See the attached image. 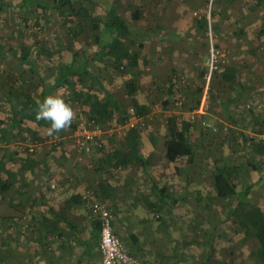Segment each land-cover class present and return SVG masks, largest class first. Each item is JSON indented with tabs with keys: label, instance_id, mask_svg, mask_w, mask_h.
Listing matches in <instances>:
<instances>
[{
	"label": "rangeland",
	"instance_id": "1",
	"mask_svg": "<svg viewBox=\"0 0 264 264\" xmlns=\"http://www.w3.org/2000/svg\"><path fill=\"white\" fill-rule=\"evenodd\" d=\"M41 1L47 3L50 0ZM97 1L103 5L113 3L137 31H142V48L132 45L133 50L142 56L138 68L115 76L102 59L96 61L95 67L104 86L128 109L130 118L123 125L112 122L109 126L99 127V130L90 132V137H86L83 129H90L89 126L93 124L87 116L88 106L69 103L74 112L70 127L49 135L48 124L42 128L45 136L42 143H34L30 138L26 141L18 138L8 147H17L23 156L34 148L36 158H41L49 151L51 144H58L56 150L51 152L47 169L50 176L48 189L54 190L51 201L57 198L53 193L59 192L57 178L63 168L68 169L75 163L82 173L81 177L92 183V190L84 193L89 211L92 200L104 203L113 214L114 234L123 247L148 264H202L206 257L207 241L212 235L211 255L207 264H263L256 253L258 244L255 239L245 235L241 225L232 216L226 215V210L235 203V199L211 200L208 192L212 194L209 172L212 159L220 157L229 162L240 161L239 189L243 183L255 182L250 203L259 205L264 211V153L255 150V143L261 137L257 128L264 126V44L260 41L264 35L256 37L257 28H264V4L254 6L255 0H219L217 3L216 0ZM3 2L6 6L0 11L2 44L18 48L19 43L30 46L38 40L54 45L55 41L66 36V25L59 17L58 10H43L36 5L25 7L24 0ZM129 5L141 8L144 17L132 20ZM200 16L207 18L205 29L196 25L195 20ZM68 37L73 40L75 49L80 47L83 39L88 38L85 33L79 35L78 39ZM212 49L218 50L217 62H213V67L210 66ZM54 50L59 51L57 48ZM90 52L89 55L94 53ZM61 53L55 54L50 61L42 54L31 56L33 72L28 71L25 77L34 84V90L31 94L25 92L27 99L31 97L36 100L41 85L52 82L55 74L52 64L61 58ZM232 64L237 66L241 81L249 88L238 98H233L235 92L229 84L223 83L219 87L212 85L216 81L212 80V71ZM21 69L23 65L12 61L8 55L0 57V83H7L12 75L17 77ZM125 79H133L138 85L137 100L150 104V111L145 117L133 116L124 87ZM200 85L199 107L190 110L194 90ZM69 89L61 87L55 92L65 95ZM93 89L102 96L98 85ZM168 89L171 94L167 92ZM2 92L0 119L3 120L9 108ZM227 97H231L233 102H226L223 107L221 103ZM165 99L170 100L167 108L160 104ZM185 103L189 105L183 107ZM209 111L215 117L207 114ZM171 114L192 121L188 138L195 155L191 163L188 155L173 163L163 156L162 142L167 136L165 123ZM201 114L206 115L207 119L199 118ZM252 119H257L256 125ZM26 123L30 127L35 125L30 119ZM133 127L140 130L139 153L142 159L120 168L95 171L102 157L96 147L100 144L104 145V150L115 147ZM240 131L248 138L244 146L236 143ZM149 133L156 138L154 145L149 142ZM112 136L114 142L108 140ZM261 139L264 142V138ZM149 145L153 148L152 153H148ZM241 158L247 160L248 164L244 165L246 163L241 162ZM6 169L15 172L16 179H9L13 183L11 188L0 195V264H42V252L33 246L30 233V198H26L27 194L30 197V169L19 159L8 162ZM3 176L6 177L5 174ZM149 177L163 182L169 192L160 208L157 206L161 200L150 187ZM99 179L115 187L111 196L115 206L96 194L94 183ZM148 201L152 203L151 208L147 206ZM114 208L118 210L117 216ZM70 217L76 218H72L71 225L75 226L73 229L77 233L72 236L71 229L62 232L66 234L63 237L64 246H59V237H52L49 241L48 248L51 247L58 254L54 263L95 264L101 255L92 239V224L79 221L74 214ZM129 233L137 236L138 244L129 245Z\"/></svg>",
	"mask_w": 264,
	"mask_h": 264
},
{
	"label": "trees",
	"instance_id": "2",
	"mask_svg": "<svg viewBox=\"0 0 264 264\" xmlns=\"http://www.w3.org/2000/svg\"><path fill=\"white\" fill-rule=\"evenodd\" d=\"M217 2H219V0H216V3ZM262 4H264V0H255L254 6L259 7ZM30 5H36L43 10H58L59 17H62V21L66 25V36H62V39H58V41L52 39L55 41L54 45L51 43L43 44L36 40L32 42L30 46L22 42L19 43L18 48H14L11 44L4 45L0 42V57L8 55L12 61L23 65V69L18 72L17 77L12 75L11 78L9 77V80H7V83H0V91H3V96L9 108L4 119H0V195L8 191L13 184L11 181L16 179V173L6 169V164L8 162L15 159L25 162L32 175L35 174V169H37L39 165L46 170L48 169V161L50 156H52L51 152L56 150L58 144H51L48 148L49 151L41 158H36L35 151H33L34 148L23 156L20 153V149H17V147L15 149L8 147L9 143L18 138L22 141H26L30 138L34 143H42L45 140V136L42 134V128L47 127L50 122L43 119L36 120L35 118L38 104L45 97L50 95L61 96L68 104L79 103L81 105H87V116L93 122V124L89 126L90 129H93L94 125L103 128L109 126L112 122L123 125L130 118L128 109H125L114 93L104 86L100 73L95 69L96 61L98 59L104 60L110 72L115 74V76H120L122 72L129 71L132 68H138L139 59L142 57L141 54L132 48V45L135 44L138 45L140 49L142 48L143 44L140 42L142 31H137L132 26L130 20L122 15L113 3H105V5H103L97 0H50L47 3L41 0H24L25 7H29ZM5 6L6 3L0 0V11L3 10ZM129 6L132 20H139L144 17L141 8L134 5ZM195 22L198 27L205 29L207 18L200 16ZM83 33L87 34L88 38L87 40L83 39L80 47L75 49L73 40L68 36L78 39L79 35ZM263 34L264 28L258 27L256 37L258 38ZM64 41L67 42L64 43ZM262 44H264V42ZM54 48H57L59 51L54 50ZM90 51L94 53L89 55V53H91ZM58 52H64V54L61 53V58L52 64V68L55 69L52 82L45 86L41 85L42 89L36 100H32L31 97L27 99L25 92H30L31 94L34 90V84L31 80H26L25 77L28 71L33 72L31 56L33 54H42V56L50 61ZM212 73V80L216 79L215 83L212 85L220 86V84L222 85L223 83L229 84V87L235 92V97L233 98H238L246 89H249L248 86L241 81L240 71L234 64L225 65L219 71L214 69ZM204 74L205 73H203V76ZM97 85L99 86L102 96L94 92L93 88ZM61 87H70V89L65 95L56 94L55 90ZM124 87L126 95L129 98V107L133 116L138 118L145 117L149 113L151 107L149 103H141L137 100L136 92L138 85L136 82L133 79H125ZM201 90L202 85L194 90V98L191 103L189 102L190 105L185 103L182 106L185 107L189 105L190 110L198 108ZM167 92L171 94L169 89ZM226 102L232 103L233 100H231V97H227L226 101L221 103L223 107ZM169 103V99L160 101L161 106L164 108H167ZM199 118L207 119V116L201 114ZM29 119L34 122L35 125L33 127L27 125L26 122ZM232 120L236 123V119L232 117ZM256 120H251L254 125L258 122ZM72 128H74L73 125ZM165 128L167 130V136L162 142L164 147V158L173 163L183 155H188L189 162L191 163L195 155V150H193L192 143L188 138L189 131L192 128V121L189 119L182 120L178 115L171 114L166 118ZM263 132L264 126L262 129L257 128L258 134L261 135ZM113 137L114 136L109 137L108 140L114 142L115 138ZM139 138L140 130L137 127H133L130 129L129 134L121 139L123 142L121 143L120 141L115 147L104 150V145L100 144V146H97L96 149L101 152L102 157L99 158L95 171L104 170L106 168H120L121 166L134 163L136 160H141L142 158L139 153ZM247 139L248 138L244 136L243 132L240 131L236 143L244 146L248 141ZM151 140V143L154 145L156 138L151 136ZM255 150L256 152L264 153V142L261 137L259 141L255 143ZM240 160L246 163L244 165L248 164L247 160L244 158ZM211 165L212 168L209 172L211 174L212 194L208 192L209 197L211 200L235 199V203L226 210V215L232 216L237 223L241 225L245 235L255 239L258 244L256 253L264 264V211L259 205L250 203L251 189L255 185V182L243 183L241 184V190L239 189L238 180L242 168L240 161L234 163L224 158L217 157L212 159ZM4 174L6 177L3 176ZM9 179L12 180L9 181ZM149 179L151 187L161 200V204L157 206L160 208L163 206L162 204L165 198L168 197L169 192L163 182L160 183L153 177H149ZM26 184V182H23L24 186H27ZM97 185L104 195L107 194L109 185H105L104 181L101 179L97 180ZM48 191L47 201L53 198L51 192L54 190L49 188ZM40 196L41 194H36L30 195L29 197L27 194L26 198L34 200L30 204L31 213L33 210V203H37L38 200L41 199ZM68 200L67 204L69 202L81 203L83 198L79 191H75L71 193ZM147 206L151 208L152 203L148 202ZM66 208H68V205ZM11 219L12 218H9V220ZM65 222L68 225L70 223L67 219ZM47 223L48 220H46L44 225L47 226ZM50 223L53 222L50 221ZM57 223L58 221H56V224ZM54 226L55 223L52 226L53 229ZM99 231V221L94 217L91 234L94 243L97 245L99 243ZM212 237L213 235L209 237L207 241L206 257L201 262L202 264H207L211 255ZM88 243L89 242H87V245Z\"/></svg>",
	"mask_w": 264,
	"mask_h": 264
},
{
	"label": "crops",
	"instance_id": "3",
	"mask_svg": "<svg viewBox=\"0 0 264 264\" xmlns=\"http://www.w3.org/2000/svg\"><path fill=\"white\" fill-rule=\"evenodd\" d=\"M260 41H262L263 43L264 39ZM207 114L215 117V114L211 113V111L207 112ZM148 136L150 139L149 142L150 141L152 142L151 136L155 138V136L150 133ZM152 151L153 148L150 146L148 153H152ZM38 168L40 169L39 172H38ZM38 168L35 169L34 175L30 173V195L41 194L40 196L41 199H39L37 203L35 202L32 205L33 210L31 213L32 218L30 220V230H31L30 233L32 234L34 240V243H32L33 246H37V248H39V250H41L42 252V256H41L42 264H55L54 262L56 261L57 259L56 257H58V254L56 253L55 250H52L51 247L50 249L48 248L50 246L49 241H51L52 237H59L60 238L59 246H64L63 237L65 238L66 234L65 233L63 234L62 232H64L65 230L69 232L71 229L70 232L72 233V236L77 233L76 232L77 230L73 229L75 226H73V224L71 225V222H73L72 218L75 217H70V215L74 214V216H77L79 221L81 222L88 221L90 224H92V221L94 220V217L92 213L89 211L88 206L86 205L84 200V196H85L84 193L87 192L88 189L92 190L90 188L92 183H89L87 181V178L84 179L81 177L82 173L79 171V168L75 165V163H73L68 169L67 167L63 168L64 169L63 172L57 178V182H58L57 191L59 192L58 194L57 192L53 193L54 196L57 195V198L52 201L51 200L47 201L48 193H49L47 189L48 188L47 183L49 182L50 176L48 170H46L42 166H39ZM81 168L85 170L84 166L83 167L81 166ZM104 183L105 185H109L107 188V194L105 195L103 194L102 190L99 189L97 182L94 183L97 187L96 189L97 193L96 192L95 193L102 196L104 195L103 197L111 201L112 205L115 206L116 204L111 198L115 187L108 181L107 182L104 181ZM75 191L76 192L79 191L81 193V196L83 198L82 202L81 203L69 202L67 204V201H69L68 200L69 196L71 195L72 192ZM33 201L34 200L30 198V204ZM67 205L69 209L66 208ZM114 214L116 216L118 214V210L116 208H114ZM66 219L70 222L69 225L65 222ZM46 220H48L47 226L44 225ZM50 221L53 223H50ZM56 221H58L57 224ZM54 223L55 226L53 229L52 226ZM113 229H114V219H113ZM129 241H130L129 245L138 244V239L135 234L129 233Z\"/></svg>",
	"mask_w": 264,
	"mask_h": 264
},
{
	"label": "built area",
	"instance_id": "4",
	"mask_svg": "<svg viewBox=\"0 0 264 264\" xmlns=\"http://www.w3.org/2000/svg\"><path fill=\"white\" fill-rule=\"evenodd\" d=\"M217 53V49L211 50V67H213V62H217ZM94 130H99V127L94 125L93 130L84 128L83 133L86 137H90V132ZM261 138H264V132L261 134ZM90 210L99 221L100 226L98 248L101 257L95 264H148L129 253L123 247L118 237L114 234L111 210L104 203L92 200Z\"/></svg>",
	"mask_w": 264,
	"mask_h": 264
},
{
	"label": "clouds",
	"instance_id": "5",
	"mask_svg": "<svg viewBox=\"0 0 264 264\" xmlns=\"http://www.w3.org/2000/svg\"><path fill=\"white\" fill-rule=\"evenodd\" d=\"M74 117L72 107L61 96H47L39 104L36 120L50 122L49 135L70 127Z\"/></svg>",
	"mask_w": 264,
	"mask_h": 264
}]
</instances>
